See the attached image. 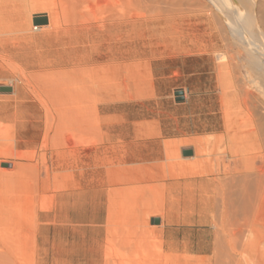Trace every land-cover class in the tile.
<instances>
[{
    "label": "rangeland",
    "instance_id": "1",
    "mask_svg": "<svg viewBox=\"0 0 264 264\" xmlns=\"http://www.w3.org/2000/svg\"><path fill=\"white\" fill-rule=\"evenodd\" d=\"M26 1L0 0V41L20 37L15 25ZM234 1L255 16L264 49V0ZM224 5L212 0H115V31L95 39L79 65L85 102L67 110L55 101L54 87L48 90L46 84L58 71L26 65L50 57L51 50L39 45L27 50L24 60L0 59L10 77L22 80L38 74L40 91L35 94L28 87L21 98L8 77L0 78V87H11V92L0 91V148L16 154L0 157V264H43L35 256L37 211L62 202L71 181L72 191L79 194L85 167L111 164L107 151L112 149L115 188L109 189L105 264H264V193L243 211L247 188L256 196L257 172L264 173V82L258 92L252 89L262 117L260 157L250 167L244 164L245 153L244 163L225 157L228 178L218 158L228 143L219 138L222 89L231 79L240 80L247 67L246 60L242 67L245 47L229 24L228 9L233 7ZM29 12L30 25L33 16L45 15ZM224 76L228 79L223 84ZM177 89L184 91L183 102H175ZM113 110L115 140L106 141L102 117ZM128 117L134 125L124 123ZM223 136L227 138L226 132ZM241 140L238 135L236 142ZM183 148H192L193 155L184 157ZM216 176L226 183L216 178L219 184ZM222 184L232 187L229 193ZM231 211L238 217L222 233L217 224ZM153 217L164 219L169 243L172 237L177 248L162 249Z\"/></svg>",
    "mask_w": 264,
    "mask_h": 264
},
{
    "label": "bare ground",
    "instance_id": "2",
    "mask_svg": "<svg viewBox=\"0 0 264 264\" xmlns=\"http://www.w3.org/2000/svg\"><path fill=\"white\" fill-rule=\"evenodd\" d=\"M212 1L216 6H218L219 3L221 5H224V3H226V5H224L225 7L226 6L233 7L228 9L229 12L231 10V15H232V16L230 15L232 19L229 21V24L235 26V28L233 29V35L237 38V41H240L241 42L240 44H242L245 47L246 56L242 61V67H243V62H245L244 60H246L247 62L246 63L247 67L245 68L246 69L245 74L241 75L240 80L235 77L234 79H231L230 82H228L229 84L225 85V87L222 89L221 114L223 115L222 116L223 134L219 136V138H223L225 141H228V143H226L227 146L225 149L220 150L218 158L220 159V165H221L220 169L222 167L223 170L221 169V171H223L225 176H227L224 177L228 178V175L231 176V174L230 171L226 170L227 165L225 164L224 161L225 157L228 158L231 157L233 158L234 162H236L235 160L239 161L243 159L244 157L243 155L245 153L246 156L244 158L247 157L248 161L245 159L247 162H245L244 160L243 161L241 160V162L243 163L245 162L244 163L245 165L250 164L248 166L250 167L253 161L260 157L259 152L263 150L264 143L262 145V140H263L261 134L262 131L261 129L259 130V125L261 124L259 122V119H261L262 117L261 118H259L260 116L258 117V112H260L259 111L260 103L259 101H257V98L254 96V92L252 89L258 92L262 87L261 81L264 82V57H263L264 55L261 52V50H263L264 52V49L262 48L260 49L259 46L260 45L259 40L261 39L260 38L261 31L259 30V25L256 22L254 15H253L254 17H251V15L247 14V12H245V10L238 5L239 3L235 2L234 0H212ZM24 8L26 10L21 14L19 21L15 25V31L18 32L20 37L5 39L4 41H0V59L24 60V58H26L25 57L26 51L31 49L32 47L37 48L39 45L45 47L46 49L51 50L49 51L52 53L50 57L38 62L28 61L26 65L31 68H35L38 71L39 69L40 70L46 69L44 72L47 73H50L51 70L56 69L55 71H58L57 75L51 74L53 76L52 77L50 76L46 81V84L50 86L48 87V90H50L49 88L54 87V89L52 88L54 92L51 91L49 95H51L52 92L55 94V96L57 95L56 96L57 98L53 95L56 98L55 101L58 100L56 102L59 103L60 105L61 103H63V105L65 106L63 105L61 106H63V108L66 110L70 109L71 106H72L71 108L79 107L83 102H85V96L82 93L83 88L79 87L81 85L80 79H83L82 76L83 74L81 75V73H84V71L82 72L83 69H80L79 65L82 63V60L87 57V52L89 49L93 47V43L95 39L105 37L115 31V0H30V2L27 3ZM29 11L44 12V14L47 16L48 24L30 25L29 20L32 13L30 14ZM227 16L224 17L226 18ZM240 69L238 72L241 74ZM84 70H86V68ZM40 73L41 72H39V74ZM2 77H8L9 81L12 83L13 92H17L21 98H25L26 95L28 94L29 92L27 89L28 87L32 89V93L39 94L40 92L37 91L39 87L37 85L38 74L32 75L30 78H24L22 80L16 79L10 77L4 70L3 66H1L0 64V78ZM226 79L228 78H225L224 76L223 79L224 82L221 81V83L223 82L224 84ZM18 81L21 83L19 84ZM44 92L45 91H43V93ZM46 93L48 94V92ZM46 93L44 94L47 97ZM49 95L48 97H50ZM51 98L52 97H50V99ZM88 101H90V99ZM224 132H226L227 134L226 139L223 136ZM238 135L242 139L240 143L236 142V138ZM247 144L248 147H246ZM247 152L248 153L250 152L249 156H247ZM15 155L16 154L9 148H0V157L7 158ZM216 167H218L219 169V166ZM237 168L238 166L235 168L236 171ZM243 169L246 170L245 167H243ZM231 171L233 172V170ZM254 171L257 172L258 170L254 169ZM243 172L245 171L243 170ZM241 174L243 173L241 172ZM263 176L264 173H261V171L257 172V176H256L257 179H255L257 183L256 192H255L256 196L254 195L255 197L253 196L254 192L253 194H251L252 192L249 191V188H247L246 185L243 184L248 189L249 192L248 193L249 195L247 194L248 201L246 200L247 202L245 203L242 202V204L244 203L243 211L246 204L249 203L251 205H256V203L259 202L261 195H263L264 193ZM1 178L3 179V176ZM216 178L217 176L215 177V179ZM221 178L223 177H220L219 179ZM225 178L221 179V181L223 180L222 182L226 183ZM217 179L215 181L219 180ZM229 179L234 180V178L233 179L229 178ZM230 180L227 182L229 185L232 183ZM238 180L241 179L238 178ZM243 181L242 182L239 181V183L240 182L244 183ZM233 185H235L234 182L231 186ZM222 186L224 185L222 184ZM231 186L230 189H232ZM225 187L226 186H224V188ZM241 187L242 184L239 188ZM230 189L229 190L227 189L228 193ZM246 193H244V195ZM218 197L221 199L222 196L220 197L218 195ZM228 199L230 198L228 197ZM228 199L226 198L227 202H229ZM223 203L225 204V202ZM224 206H222V209H224L223 208ZM226 207H225V211L228 210ZM229 213L230 212H228L227 214H222L220 217V221L217 224L222 233L224 232L227 223L233 217H238L239 214L234 212L235 214H237L236 216L234 215V213H232V211L230 213L232 215H229ZM215 214L217 215V213ZM241 228H242L241 225H238L237 229L239 231H241Z\"/></svg>",
    "mask_w": 264,
    "mask_h": 264
},
{
    "label": "crops",
    "instance_id": "3",
    "mask_svg": "<svg viewBox=\"0 0 264 264\" xmlns=\"http://www.w3.org/2000/svg\"><path fill=\"white\" fill-rule=\"evenodd\" d=\"M128 125L135 121L128 117ZM103 139L115 140V110L104 113L101 122ZM103 153L105 150H103ZM113 160L96 166H86V176H80L81 192L65 190L63 201L48 209L37 211L35 228V256L43 264H104L107 244L109 189L115 188V150H108ZM83 168V167H82ZM142 179H146L144 176ZM162 183V181L160 182ZM162 188V187H161ZM163 210H167V182H164ZM155 218V217H153ZM159 218L158 232L162 249L174 250L177 241L169 243L167 225ZM152 220V219H151Z\"/></svg>",
    "mask_w": 264,
    "mask_h": 264
},
{
    "label": "water",
    "instance_id": "4",
    "mask_svg": "<svg viewBox=\"0 0 264 264\" xmlns=\"http://www.w3.org/2000/svg\"><path fill=\"white\" fill-rule=\"evenodd\" d=\"M33 24L35 25H45L48 23V19L46 15H35L33 16ZM1 92H11V87L9 86H1L0 87ZM174 99L175 102H183L185 100L184 91L182 89H177L174 91ZM181 153L184 157L192 156L193 155V149L192 148H183L181 150ZM4 166H7V164H4ZM159 218L155 217L152 218L151 222L153 224H159Z\"/></svg>",
    "mask_w": 264,
    "mask_h": 264
}]
</instances>
